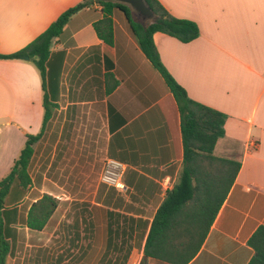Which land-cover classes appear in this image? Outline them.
I'll use <instances>...</instances> for the list:
<instances>
[{"label":"crops","instance_id":"obj_1","mask_svg":"<svg viewBox=\"0 0 264 264\" xmlns=\"http://www.w3.org/2000/svg\"><path fill=\"white\" fill-rule=\"evenodd\" d=\"M80 1L0 0V53L21 49ZM157 1L198 29L188 42L154 32L161 63L190 99L225 115L212 152L239 163L186 264H247V240L264 226V0ZM100 16L93 3L68 18L49 46L43 86L28 59H0V178L25 135L38 132L42 95L53 105L32 145L29 184L12 182L0 206L4 264H169L143 259V244L181 168L176 103L116 8L103 49L92 26ZM107 158L124 166L122 189L99 180ZM42 194L56 206L30 229L26 213Z\"/></svg>","mask_w":264,"mask_h":264},{"label":"trees","instance_id":"obj_2","mask_svg":"<svg viewBox=\"0 0 264 264\" xmlns=\"http://www.w3.org/2000/svg\"><path fill=\"white\" fill-rule=\"evenodd\" d=\"M144 1L155 16L154 21L146 25L134 21L128 7L122 3L113 0H81L62 11L21 49L9 54L0 53V59L28 56L43 86L49 46L72 14L93 3L99 6L101 16L92 26L103 49L108 53L112 47L111 12L116 8L124 14L138 47L173 96L179 115L182 148L178 178L151 218L143 244V254L169 264H186L197 252L234 179L239 163L215 156L212 152L216 139L223 135L225 115L186 95L161 63L152 41V34L161 32L181 42H188L198 35L197 26L190 20L172 16L157 0ZM105 76L111 74L107 73ZM115 83L116 80L113 79L112 85L106 91L113 88ZM52 106L42 95L43 113L38 132L25 135L18 154L6 174L0 178V206L12 182H16L22 189L29 184L27 165L32 155V145L39 139ZM55 206L56 200L53 197L42 194L30 205L25 216V225L30 229H41ZM247 244L253 250L247 264H264V226L256 227ZM7 251L8 244L0 237V264H4ZM139 264H143L142 261Z\"/></svg>","mask_w":264,"mask_h":264},{"label":"water","instance_id":"obj_3","mask_svg":"<svg viewBox=\"0 0 264 264\" xmlns=\"http://www.w3.org/2000/svg\"><path fill=\"white\" fill-rule=\"evenodd\" d=\"M118 3L126 5L129 9L131 18L139 22L141 25L153 22L155 16L144 0H113ZM24 60L28 59V56L21 57ZM143 259H146V255H143Z\"/></svg>","mask_w":264,"mask_h":264},{"label":"built area","instance_id":"obj_4","mask_svg":"<svg viewBox=\"0 0 264 264\" xmlns=\"http://www.w3.org/2000/svg\"><path fill=\"white\" fill-rule=\"evenodd\" d=\"M123 169L124 166L122 163L117 160L107 158L103 162L99 180L106 185L122 189L123 184L121 182V176Z\"/></svg>","mask_w":264,"mask_h":264}]
</instances>
